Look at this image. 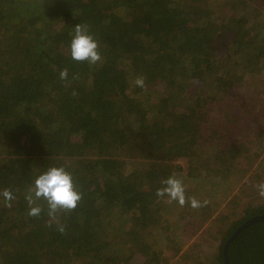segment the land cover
Here are the masks:
<instances>
[{"label": "trees", "instance_id": "obj_1", "mask_svg": "<svg viewBox=\"0 0 264 264\" xmlns=\"http://www.w3.org/2000/svg\"><path fill=\"white\" fill-rule=\"evenodd\" d=\"M77 24L88 25L100 63L71 58ZM263 75L264 0H0V192L15 197L8 207L0 195V264L167 263L205 218L182 211L172 223L177 202L156 190L182 171L180 158L198 181L242 155L260 158L264 115L243 119L264 108L261 94L241 103L247 114L230 110L251 88L246 77ZM50 167H64L82 193L75 210L58 213L64 233L48 226L45 201L28 215L25 195ZM261 215L264 206L230 214L238 219L221 229L218 264L238 228ZM227 256L264 264V221L244 228Z\"/></svg>", "mask_w": 264, "mask_h": 264}, {"label": "rangeland", "instance_id": "obj_2", "mask_svg": "<svg viewBox=\"0 0 264 264\" xmlns=\"http://www.w3.org/2000/svg\"><path fill=\"white\" fill-rule=\"evenodd\" d=\"M217 2H223L224 0H216ZM213 3V2H212ZM213 10L219 14L220 7L216 5H212ZM264 76V75H263ZM246 82L248 85L251 84V88L249 91H241L238 93V96L235 100L236 104H233L231 113H236L237 115H244L247 114V110L244 109V106L241 103L248 101V97L253 98L252 100H257L255 96L261 94L259 97L260 99H264V77L258 76L257 78L253 79L252 77H246ZM252 104V103H251ZM231 108V107H230ZM223 109V108H221ZM229 114V111L227 112ZM230 113V114H231ZM253 113L251 116L249 115L243 120L249 118V120H257L258 118L264 115V108L256 107L254 110H250L249 114ZM221 116L214 120L219 119ZM242 120V121H243ZM244 125L243 123H237V125ZM250 124V123H249ZM255 125V122L254 124ZM236 131L241 132L238 128H235ZM247 138L252 140L254 138V132L250 131L248 133ZM245 138H243L244 140ZM257 142V140H256ZM249 153H247L248 155ZM245 158L242 155L238 159V164L235 162V167H231L233 169H229V171L225 172V174L221 175L219 172L214 174V177L205 175L204 181H198L197 178H190L188 177L187 167L188 162L185 158H180L176 162L174 161L175 167H181L182 171L175 170L172 173H168L166 176L167 178L171 176L173 173L177 175V178L181 179L184 186H185V195L186 197H195L200 201L207 200L208 204L206 207H202L198 210H193L189 205H185L181 207L178 203L170 204L171 210L168 212V216L172 223H176L180 219V215L178 212H191L193 218H187L193 221L196 219L199 214L197 211H201L203 213L204 225L198 231V233L194 236H186L183 234L182 238L185 244L183 247H175L181 248L182 252L185 250H192L194 254L187 255L184 260L180 261V255H169L168 262L165 264H218L216 260L217 256L219 255L218 247H220V243L225 231L221 230L223 227L229 225L231 220L228 219L231 213H243L245 209L249 208H257L264 206V198H261L257 195L255 188L253 187L255 184L264 182V151L261 153L260 158ZM177 165V166H176ZM201 173H204L202 170ZM213 173V172H212ZM215 173V172H214ZM224 173V172H222ZM211 178L213 180L214 186L211 185V180H206ZM168 203V202H167ZM195 214V216H194ZM200 219V217H199ZM234 221V220H233ZM227 224V225H225ZM219 231H222L220 233ZM147 242H155L156 248L161 246L158 243L157 238L154 239H147ZM164 247L162 248V250ZM187 254V253H186ZM180 261V262H179ZM179 262V263H177ZM129 264H141V261L137 258L130 261Z\"/></svg>", "mask_w": 264, "mask_h": 264}, {"label": "clouds", "instance_id": "obj_3", "mask_svg": "<svg viewBox=\"0 0 264 264\" xmlns=\"http://www.w3.org/2000/svg\"><path fill=\"white\" fill-rule=\"evenodd\" d=\"M69 52L71 58L76 62H87L89 65H96L102 61L98 51V43L89 34V28L86 24L75 25ZM59 76L61 80H66L68 78V70L66 68L63 69ZM73 79H79L78 75H74ZM133 83L137 87L144 88L145 78L139 76ZM161 184L162 187L156 190L155 195L160 198L167 197L168 202L175 201L181 207L187 204L193 210L206 207L208 204L207 200L200 201L195 197H186L185 186L175 173L162 180ZM253 187L257 195L264 198V182L257 183ZM0 195L5 198L6 206L11 207L10 202L15 199L11 190L5 189L0 192ZM25 199L29 205L28 215L31 217L39 216L43 210L40 206H34L36 202L39 200L45 201L48 207V226L51 227L53 222H55L57 231L64 233L65 227L57 219L58 213H67L75 210L82 199V193L76 190L72 174L64 167H50L34 180L25 195Z\"/></svg>", "mask_w": 264, "mask_h": 264}, {"label": "water", "instance_id": "obj_4", "mask_svg": "<svg viewBox=\"0 0 264 264\" xmlns=\"http://www.w3.org/2000/svg\"><path fill=\"white\" fill-rule=\"evenodd\" d=\"M259 221H264V215L261 216H257L254 217L250 220H248L245 224H243L242 226H240L238 228V230L236 231V233L226 242L225 244V249H224V260H225V264H228V256H227V252H228V247L229 245L232 243L233 239L244 230V228H246L247 226L255 223V222H259Z\"/></svg>", "mask_w": 264, "mask_h": 264}]
</instances>
